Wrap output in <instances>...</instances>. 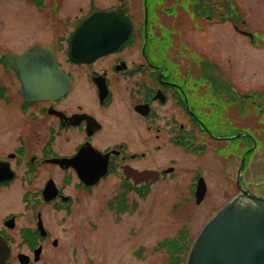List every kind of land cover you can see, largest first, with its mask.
I'll return each mask as SVG.
<instances>
[{
	"label": "flooded vegetation",
	"instance_id": "flooded-vegetation-1",
	"mask_svg": "<svg viewBox=\"0 0 264 264\" xmlns=\"http://www.w3.org/2000/svg\"><path fill=\"white\" fill-rule=\"evenodd\" d=\"M102 1L0 0L1 38L9 5L33 32L0 42V264L59 262L56 229L109 182L128 197L174 182L187 192L175 213L234 192L201 230L232 200L264 216V0ZM101 9H122L128 38L73 60L72 37ZM185 213L155 243L160 264L186 263L201 231Z\"/></svg>",
	"mask_w": 264,
	"mask_h": 264
},
{
	"label": "rangeland",
	"instance_id": "rangeland-1",
	"mask_svg": "<svg viewBox=\"0 0 264 264\" xmlns=\"http://www.w3.org/2000/svg\"><path fill=\"white\" fill-rule=\"evenodd\" d=\"M110 1L103 0L102 6L108 5ZM17 12L18 9L14 5L7 7L4 31L1 34H5L7 38L0 36V42L4 39L7 42L17 40L20 44L27 45L33 41L31 26H21L18 17L14 16ZM75 98L78 101V95ZM170 155L169 152L162 154L164 157ZM259 157L258 161L261 162L264 171V152H261ZM186 159H190V163L193 160L190 157ZM205 161L207 162V159ZM185 182L184 180L183 183ZM110 183L112 182H109L105 192L84 195L78 210H75L68 234H61L58 228L56 229L55 235L60 241L56 253L60 260L54 262L55 264H90V260L94 264H160L164 258L156 253L160 249L155 248V243L164 236L173 235L175 229L185 219L186 211L191 212L190 215L194 217L192 223L188 225L191 232L196 234L201 231L203 222L212 215L211 212L234 193L209 192L204 204L198 208L184 207L182 212L181 208H178L175 210L179 212L175 213L172 206L181 200L180 195L185 196L187 192H175L174 182L156 184L154 191L146 196L145 194L138 196L137 192H132L129 197L126 196L127 192H109ZM226 193L227 195L223 196ZM124 195L129 203L127 211L116 212L115 204H119V200ZM92 225L97 228L92 229ZM141 247L146 249L143 254L144 260L133 256V252ZM71 252H77L78 257L73 258Z\"/></svg>",
	"mask_w": 264,
	"mask_h": 264
},
{
	"label": "water",
	"instance_id": "water-1",
	"mask_svg": "<svg viewBox=\"0 0 264 264\" xmlns=\"http://www.w3.org/2000/svg\"><path fill=\"white\" fill-rule=\"evenodd\" d=\"M129 32L130 23L121 10L97 11L73 36L72 59L88 61L109 53ZM187 264H264V216L240 209L236 200L227 204L203 229Z\"/></svg>",
	"mask_w": 264,
	"mask_h": 264
},
{
	"label": "trees",
	"instance_id": "trees-1",
	"mask_svg": "<svg viewBox=\"0 0 264 264\" xmlns=\"http://www.w3.org/2000/svg\"><path fill=\"white\" fill-rule=\"evenodd\" d=\"M182 262H183V260H182ZM176 263H179V262L177 261Z\"/></svg>",
	"mask_w": 264,
	"mask_h": 264
}]
</instances>
